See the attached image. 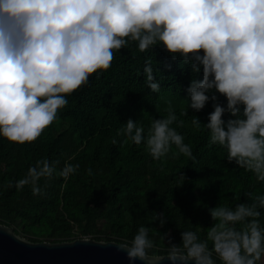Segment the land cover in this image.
I'll return each mask as SVG.
<instances>
[{
  "label": "clouds",
  "instance_id": "9594fccd",
  "mask_svg": "<svg viewBox=\"0 0 264 264\" xmlns=\"http://www.w3.org/2000/svg\"><path fill=\"white\" fill-rule=\"evenodd\" d=\"M132 43L140 52L162 45L190 67L189 108L200 112L214 102L208 122L194 115L192 125L199 129L203 123L210 145L224 148L229 163L264 183V0H0V136L21 145L35 142L58 120L67 97L89 85L93 74L99 80L115 53ZM154 71L159 69L149 57L145 84L160 93ZM165 111L147 134L129 118L117 135L125 137L123 144H144L154 161L169 154L194 161L191 146L172 126L183 128L185 121L178 120L171 101ZM59 163L36 161L15 188L30 186L33 195L43 196L47 184L42 188L41 179L66 182L80 167L65 162L57 171ZM245 196L234 208L219 203L208 209L213 223L203 239L197 228L180 230L177 242L168 229L160 235L166 251L158 254L151 229L140 225L131 240L115 246L130 264H264V194ZM153 220L161 228L168 223L163 211Z\"/></svg>",
  "mask_w": 264,
  "mask_h": 264
},
{
  "label": "trees",
  "instance_id": "16d2710c",
  "mask_svg": "<svg viewBox=\"0 0 264 264\" xmlns=\"http://www.w3.org/2000/svg\"><path fill=\"white\" fill-rule=\"evenodd\" d=\"M149 57L154 70L159 69L154 75L160 93H151L145 84L143 68ZM192 78L190 67L162 45L140 52L132 43L115 53L111 69L99 80L93 74L89 85L67 97L69 103L58 120L35 142L21 145L0 136V223L32 241L51 242L80 237L121 242L131 240L145 225L156 240L158 254H163L164 231L171 229L179 242L180 230L198 228L203 239L213 223L210 207L220 203L234 208L248 200L246 192L264 194V183L229 163L224 148L209 144L203 123L208 122L214 102L210 100L200 112L189 108L186 89ZM216 95L217 102L226 106V98ZM168 101L178 120L185 121L183 128L172 126L191 146L194 161L183 155L173 159L171 154L154 161L144 144H123L125 137L117 135L129 118L142 124L147 134L153 119L167 116ZM182 111L189 115L181 116ZM194 115L203 122L199 129L192 125ZM224 118L228 119L227 113ZM113 138L119 143L113 144ZM42 159L58 160L57 171L65 162L80 167L66 182L59 177L41 179L42 188L47 184L43 196L33 195L30 186L17 191L16 181ZM160 211L168 219L165 228L153 220Z\"/></svg>",
  "mask_w": 264,
  "mask_h": 264
},
{
  "label": "water",
  "instance_id": "95a60500",
  "mask_svg": "<svg viewBox=\"0 0 264 264\" xmlns=\"http://www.w3.org/2000/svg\"><path fill=\"white\" fill-rule=\"evenodd\" d=\"M117 243L91 237L32 241L0 223V264H130L126 254L117 250Z\"/></svg>",
  "mask_w": 264,
  "mask_h": 264
}]
</instances>
